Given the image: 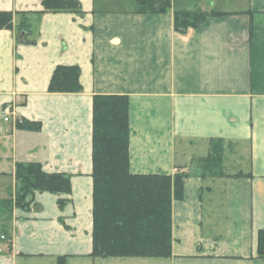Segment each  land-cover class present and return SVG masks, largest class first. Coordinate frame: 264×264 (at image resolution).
<instances>
[{
    "label": "crops",
    "instance_id": "0c3cea01",
    "mask_svg": "<svg viewBox=\"0 0 264 264\" xmlns=\"http://www.w3.org/2000/svg\"><path fill=\"white\" fill-rule=\"evenodd\" d=\"M78 1L80 13H43L34 43L16 42L15 25L0 29V111L11 104L38 126L20 129L0 115V264H264V0H191L230 14L183 32L173 9ZM41 9L42 0H0V11ZM57 65L80 68L81 91H48ZM96 94L128 96L130 172L187 174L172 201L170 257L90 256ZM215 140L225 175L202 176ZM18 162L69 175L70 193L35 191L28 207L16 206Z\"/></svg>",
    "mask_w": 264,
    "mask_h": 264
},
{
    "label": "trees",
    "instance_id": "16d2710c",
    "mask_svg": "<svg viewBox=\"0 0 264 264\" xmlns=\"http://www.w3.org/2000/svg\"><path fill=\"white\" fill-rule=\"evenodd\" d=\"M141 12L161 14L173 9L176 31L198 28L208 16L230 13L204 11L200 8H179L178 0H136ZM81 12L78 0H42L39 11H0V29L15 25L16 42H35L33 23L45 12ZM35 20H29V16ZM17 16V19H16ZM30 18V17H29ZM16 22V24H14ZM251 34V23L249 26ZM80 68L57 65L48 83L49 92H79ZM128 96L125 94H96L92 100V257H157L172 254V201L183 197L187 174L180 166L173 174L162 171L136 174L129 169ZM20 129H37L22 119L15 122ZM223 145L221 140L211 144L202 160V176H223ZM236 174L235 176H240ZM13 199L25 208L35 191L54 194L70 193V177L65 173H48L38 162H18L15 167ZM66 199L60 198L61 206ZM257 254L264 258V229L258 231ZM58 264H63L59 260Z\"/></svg>",
    "mask_w": 264,
    "mask_h": 264
},
{
    "label": "rangeland",
    "instance_id": "374dc122",
    "mask_svg": "<svg viewBox=\"0 0 264 264\" xmlns=\"http://www.w3.org/2000/svg\"><path fill=\"white\" fill-rule=\"evenodd\" d=\"M178 2H179V8H183L185 10H191L193 8H198V7H196L195 4H190L191 0H178ZM209 3H210L209 0H201V1H199V6L208 7ZM29 17H28L29 20H32V21L35 20V16L32 15ZM33 24H34L33 25V28H34L35 22ZM137 260H139V259L138 258H128V259H118V260L114 259V263H112V264H141ZM115 261H117V262H115Z\"/></svg>",
    "mask_w": 264,
    "mask_h": 264
},
{
    "label": "built area",
    "instance_id": "2783aa9c",
    "mask_svg": "<svg viewBox=\"0 0 264 264\" xmlns=\"http://www.w3.org/2000/svg\"><path fill=\"white\" fill-rule=\"evenodd\" d=\"M0 115L6 122L12 120L15 123L22 120V118L15 112L14 107L11 104H5L4 106H2ZM2 238L4 237L2 236Z\"/></svg>",
    "mask_w": 264,
    "mask_h": 264
}]
</instances>
